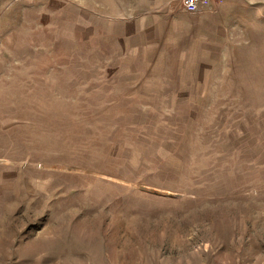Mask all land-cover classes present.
Instances as JSON below:
<instances>
[{"label": "rangeland", "instance_id": "374dc122", "mask_svg": "<svg viewBox=\"0 0 264 264\" xmlns=\"http://www.w3.org/2000/svg\"><path fill=\"white\" fill-rule=\"evenodd\" d=\"M0 0V264H264V0Z\"/></svg>", "mask_w": 264, "mask_h": 264}, {"label": "built area", "instance_id": "2783aa9c", "mask_svg": "<svg viewBox=\"0 0 264 264\" xmlns=\"http://www.w3.org/2000/svg\"><path fill=\"white\" fill-rule=\"evenodd\" d=\"M185 9L192 14H198L202 12V5L208 0H183Z\"/></svg>", "mask_w": 264, "mask_h": 264}, {"label": "crops", "instance_id": "0c3cea01", "mask_svg": "<svg viewBox=\"0 0 264 264\" xmlns=\"http://www.w3.org/2000/svg\"><path fill=\"white\" fill-rule=\"evenodd\" d=\"M212 1H216V0H208L207 2H204L202 5V11L203 10H207L210 7V4L212 3ZM184 10L187 11L184 7ZM188 12V11H187Z\"/></svg>", "mask_w": 264, "mask_h": 264}]
</instances>
